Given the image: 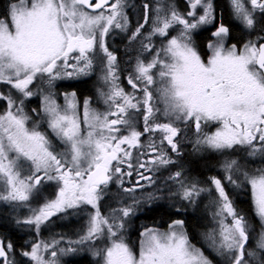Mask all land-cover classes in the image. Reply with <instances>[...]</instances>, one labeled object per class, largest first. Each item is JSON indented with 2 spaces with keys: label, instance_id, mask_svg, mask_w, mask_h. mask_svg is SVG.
Here are the masks:
<instances>
[{
  "label": "snow or ice",
  "instance_id": "6c2138e0",
  "mask_svg": "<svg viewBox=\"0 0 264 264\" xmlns=\"http://www.w3.org/2000/svg\"><path fill=\"white\" fill-rule=\"evenodd\" d=\"M188 3L185 15L172 7L164 15L159 6L154 9L151 32L144 37L149 43L142 44L145 51H152L153 35L168 37L170 28L181 27L178 35L168 38L151 60L137 59L134 75H129L127 80L134 90L131 93L117 84V57L105 43L110 29L128 31L126 0H95V3L93 0H15L8 14L0 17V84L10 86L7 94L0 92V100L7 105L0 114V201L25 204L43 180L56 181L55 198L30 208L31 215L18 221L34 226L37 232L58 213L85 204L94 209L89 213L85 233L78 240L69 241V247L58 248L60 241L53 240L34 243L30 251L23 252L34 264H59L58 252L61 255L75 252L76 246L94 244L97 240L108 241L104 248L94 252L102 264H213L189 242L183 220L174 221L167 232L145 229L137 255L122 235L124 220L134 213L137 198L132 195L133 203L115 209L111 219L102 215L99 206L103 196L101 186L106 188L114 176L123 186V177L132 176V149L140 150L135 165L138 179L131 187L123 188L127 194L145 187L141 180L154 183L140 169L150 172L152 166L174 163L163 145L166 142L171 151H177L179 124L192 121L197 133H201L202 124H216L213 133H203L197 141L211 150L242 148L249 156L264 155V43L249 40L240 50L235 44L225 48L229 27L216 20L212 0H188ZM231 5L235 19L249 30L255 26L254 13L257 10L264 13V0H247V3L231 0ZM143 8L144 23H138L129 36L130 41L136 40L148 23L149 5L145 3ZM213 23H216L214 39L207 44L211 54L205 61L195 47L193 33ZM97 57L103 65V81L109 85L107 93L100 91L108 110L103 113L90 110V101L85 99L83 131L75 92L65 94V107L61 108L49 91L42 97V114L32 110L64 145L63 151L57 152L47 134L39 130L38 120H33L29 127L32 117L25 112L24 102L35 95L29 86L37 78L42 82L46 79L51 86L57 79L89 75ZM154 84L158 86L150 90ZM13 89L17 98L12 95ZM136 91L143 93L141 98H137ZM153 91L162 108L153 104ZM141 108L144 128L138 131L130 110L138 112ZM157 113L166 122H158ZM121 126L128 131L127 135H118ZM156 133H160L158 140ZM144 135L147 141L142 144ZM121 165H127V170ZM25 166L27 173L22 175ZM222 167L228 183L239 187L238 178H233L238 172L250 185L256 215L264 226V169L249 174L236 159L226 160ZM181 175L177 171L169 179L178 180ZM210 180L211 189L185 187L181 182L182 199L191 201L201 191H215L216 215L222 219L219 240L214 233L208 234L211 247L226 255L228 264H248L245 218L237 214L222 180L216 177ZM227 217H231L230 224L225 223ZM257 247L264 249V232ZM11 250V243L5 245L0 241V264H14L9 260ZM44 253L51 259L46 260ZM247 255L251 258L254 253L249 250Z\"/></svg>",
  "mask_w": 264,
  "mask_h": 264
},
{
  "label": "flooded vegetation",
  "instance_id": "af4514ba",
  "mask_svg": "<svg viewBox=\"0 0 264 264\" xmlns=\"http://www.w3.org/2000/svg\"><path fill=\"white\" fill-rule=\"evenodd\" d=\"M136 1V3H135ZM153 0H131V2L128 5V14L130 16L129 18V30L126 32V36L129 37L133 31L138 25V23H144V14L145 10L143 9L142 5L147 3L149 5L148 9V23L144 24L146 32L145 34H142L136 38L137 45L139 47V52H138V57L140 60H144L145 62H148L150 58L153 56L155 51L158 49L159 46H161V42L166 40L167 37H160L158 35H153L152 37V45L154 46L152 48V51H145L143 50L144 48L142 47V44H148L149 41L147 39H144V37L148 36V31L151 29V26L153 24V18L154 15L152 14L153 9L155 7L156 3H162L160 0H155V3H152ZM15 2V0H0V9H3V12H0V17H4L8 14L9 11V6L11 3ZM247 3V0H246ZM173 4L175 7V10L181 14L185 15L187 11L189 10V3L188 0H173ZM213 8H214V13L216 16L217 21H223V23L229 27V35L225 40V48L230 47L232 44H235L237 49L240 50L242 48V45L251 40V41H256L257 43H264V40H259L258 38L264 37V13L259 12L258 10L254 13V19H255V26L253 29H247L240 21L236 20L234 17L232 5H231V0H212ZM165 9H162V13L164 10H166V13L169 10V7H167V2H164ZM199 13V10H197ZM136 12L140 13V18H134V15ZM140 20V21H139ZM176 34L178 35L179 30H180V25H176ZM216 28V23L209 24V25H204L198 28L194 33H193V40L195 47L200 54L201 58L204 59L205 61L208 59L210 56V50L207 48V44L213 40L214 38L212 37V32ZM173 28L169 29L168 35H171L173 33ZM118 31L114 34V36L108 41V49L109 51L113 52V54L117 57V61H119V57H121V52L119 49H114L112 46V41L115 37L118 36ZM133 41V40H132ZM116 42H119L116 38ZM137 54V53H136ZM103 68V67H102ZM134 66L128 67L127 69H121L117 66V84L124 89L125 92L131 93L134 90L132 87L128 84L127 80L129 75H134ZM102 71V70H101ZM102 74L104 75V72H100L99 70H92L89 75H80V76H74V77H69V78H63V79H57L53 82L52 86L54 85L55 90H49L48 87H50L47 84V81L45 80L44 83L38 84V81L35 80L32 85H30V89L34 91L35 95H33L31 98H28L24 102V110L25 112L32 117V120L29 121V126L32 125L33 120H38L40 123V128L43 130L46 128L48 131V134L50 136V139L54 143V150L57 152L63 151L64 145L56 139L57 137L53 135L52 131L48 128V126L42 127L46 124H42L43 120L39 119L36 115V113H41L42 114V97L43 95H46L51 92L52 96L64 101L65 99V94H69L72 92H75L76 94V100L79 104L83 103L85 99H88L90 101V105L98 108L99 106H102L105 103V97L100 95V91L103 89L102 87H105V83L103 81ZM10 86L3 87L2 84H0V90L2 92H7V89ZM156 86L152 85L151 89H155ZM104 91V90H102ZM105 92V91H104ZM136 96L137 98H141L143 93L136 91ZM15 95V93H14ZM18 95V94H17ZM157 93L154 91L153 92V101L156 100ZM154 104V103H153ZM158 105L159 101H158ZM1 106V104H0ZM161 106V105H160ZM35 109L36 113H34L32 110ZM143 110V108H142ZM132 114V112L130 113ZM140 117V116H138ZM142 119V118H141ZM163 123V122H162ZM191 124V122L189 123ZM180 127V126H179ZM181 132L180 135L177 137L179 138L182 134V127H180ZM44 131V130H43ZM56 137V138H55ZM176 138V140H177ZM167 150L168 155L172 158V160H179L181 157H183L189 149H194V147L190 144H185V145H180L178 140H177V151L173 152L171 151L170 146L166 144L164 147ZM207 150V153H209V161H208V170L206 171V174H204V180L201 181L198 184H194L198 189H211L213 188V185L211 184L210 178L216 177L222 180L225 186V190L229 195V198L231 200L230 194H232L234 197H237L241 194L242 191H244L243 185H246L244 178L237 172L234 173V179H237V183L239 184V187H236L230 183H228L226 180H224V176L226 175L222 165L226 160L230 159H236L239 164L241 160H246V157L249 156L247 151L242 148H236L233 150H225L223 152L219 151H214L209 148H204ZM250 159H247L246 161H249L250 166H249V173H255V168L259 167L260 161L258 156H249ZM140 159H146V157H140ZM132 164H133V170H132V176H124V184L121 186L118 182L116 177L114 176L112 181L109 182L107 185L108 189H111L115 192H120L121 197L123 201L129 203V194L125 193L123 191V188H128L131 187L133 184L138 179V176L135 171V165L137 163V158L132 159ZM116 164V161H113V165ZM241 165V164H240ZM122 169L127 170V165H121ZM153 170L152 171H145L144 169H140L141 172L144 173L145 176H150L152 178V181H156L157 176H158V168L156 166H152ZM201 175V173L199 174ZM203 176V175H202ZM241 176V177H240ZM141 184L145 185L143 188H137L136 192H145L149 191L152 189V185L154 183L149 184L148 181L141 180ZM191 185V184H190ZM102 187V186H101ZM56 189L57 187L54 186V184H47L44 190L37 194L35 193V198H42L45 196H48L51 193L56 194ZM38 192V191H37ZM53 194V195H54ZM52 195V196H53ZM129 195V196H128ZM195 203V208L197 206H200V210H193V208H190L189 210H183L184 212H192V213H197L200 214L204 217H206V224L203 227H206L208 230L211 225H212V220L217 217L216 213L218 211V205L215 203L216 201V193L215 191H201L200 194L196 197L193 198ZM196 199V200H195ZM237 199V198H236ZM232 201V200H231ZM233 204V202H232ZM193 205V206H194ZM235 208V206L233 205ZM236 209V208H235ZM193 210V211H191ZM0 211L8 213L9 217L13 219L15 224H17L19 227H22V223H18V221H22V215H21V208L19 204L16 203H7V202H2L0 201ZM75 211V210H74ZM244 210H237L236 212L238 215H242ZM79 212V211H78ZM69 215L64 213L61 214H56L52 216V220L48 223L50 226L54 222H57V225L54 227V229L49 232V235H57L58 233L61 232H75V230L72 231L74 226H77V219H71L70 216L72 215L73 211H69ZM56 216V217H55ZM132 218V217H131ZM61 221V223H59ZM73 221L74 223L72 224ZM63 224V225H62ZM73 226L71 230H67L69 227ZM80 227V225H78ZM24 229V228H23ZM205 229V230H206ZM25 231L29 232V234H32V230L24 229ZM81 234V233H80ZM80 234L78 236H80ZM83 235V234H82ZM28 238V237H27ZM72 239V238H70ZM0 241H3L5 245L8 243L12 244V250L9 253V260L12 258L13 255H16L14 252V242L10 238H6L3 236H0ZM27 244V241H26ZM13 254V255H12ZM88 255L87 253H81V255L77 256H86ZM89 256V255H88ZM211 259L213 261L217 260L215 256L211 254ZM90 257V256H89ZM91 258V257H90ZM71 259V258H70ZM18 258H14V261L17 262ZM93 260V259H92ZM67 261V260H66ZM94 261V260H93ZM95 262V261H94ZM66 263V262H65ZM96 264V263H95Z\"/></svg>",
  "mask_w": 264,
  "mask_h": 264
},
{
  "label": "rangeland",
  "instance_id": "374dc122",
  "mask_svg": "<svg viewBox=\"0 0 264 264\" xmlns=\"http://www.w3.org/2000/svg\"><path fill=\"white\" fill-rule=\"evenodd\" d=\"M160 1L162 3L161 4L156 3L154 9L157 6H159L162 9H165L166 8L164 5L165 1L167 2V7H172L175 9L174 4H173V0H160ZM130 2H131V0H126L125 11L127 13L128 20L130 18L129 14H128V5ZM135 3H136V1H135ZM152 3H155V0H153ZM143 5H142V7H143ZM154 9H153L152 14L155 16ZM88 11H90V10H88ZM161 14L162 15L166 14V10H164L163 13L161 12ZM134 18H137V19L140 18V13L136 12L134 15ZM153 20H154V18H153ZM129 28L130 27H128V30H129ZM151 29H152V26H151ZM151 29L148 31V34L151 32ZM176 29H177V26L175 25L174 29H173V33L171 35H168L167 39L161 42V46L163 43H166L168 38H170L171 36L177 35ZM134 30L135 29H133V31ZM117 31L119 32L118 33L119 37H115L111 44L114 47V49L120 50L122 56H121V59L116 62V65L121 69H127L128 67H132V66H134V68H135L137 59H139V57H138L139 47H138L137 42L135 40H133V41L129 40V37L126 36V32H123L119 29H110L109 34L105 37V43L108 44V41L114 36V34ZM145 32H146V29L144 26L143 29H141V33L145 34ZM152 37H151V41H152ZM116 38H117V40H119V42H116ZM161 46H159L158 49ZM73 55H75V53ZM151 58H150V60H151ZM69 63L71 64V63H73V61L70 59ZM102 67H103V65L99 62V57H97L96 59L93 60V69L92 70H97V71L99 70L100 72H102L101 71ZM68 71H72V69L69 68ZM155 71L156 70L153 69L154 73H155ZM102 77H103V74H102ZM37 81H38V84L44 83V81L43 82L40 81L39 78H37ZM2 86L7 88V85L2 84ZM154 86L157 87L158 85L154 84ZM151 87H150V89H151ZM102 88H103L102 90H104L105 93H107L109 91V85H107V84H105V87L103 86ZM48 89L54 91L55 90L54 85L53 86L51 85L50 87H48ZM0 92H2V91L0 90ZM138 92H140V91H138ZM14 93H15V95H14ZM5 94H7V92H5ZM12 95L14 98H17V96H18L14 89L12 90ZM53 98L55 99L56 103L61 106V108L65 107V103H66L65 100L62 101V100L57 99L55 97H53ZM76 103H77V113H78V116L80 119V124H81V130L83 131L86 128V125L84 123V102L79 104L76 100ZM153 103L156 106H159L161 108L163 107L162 105L161 106L158 105V101H156V100H154ZM0 104H1L0 114H2L5 111L7 105H6V102L3 100H0ZM89 109L103 113V112H106L108 110V105L104 104V105L96 108V107L89 104ZM131 112H132V114H130V115H134L136 130L143 131L144 122H143V117H142V113H143L142 108L138 112L135 110H130V113ZM138 116H140V117H138ZM156 119L158 122H161V123L166 122L161 117V115L159 113L156 114ZM190 122H191V124H189ZM42 124H46L42 127L47 126V123L44 120H43ZM31 126L32 125H30L29 127H31ZM178 126L182 127V134L179 138H177L179 144L180 145L190 144L194 147V149L187 150L189 152H187L183 157H181V159L173 160L174 163L169 164L167 166H161L160 168H158V176H157L156 181L152 185V189H150L149 191H145V192H135L134 194H129L130 195V196L128 195L130 197L129 203H127V202L123 201L122 198H120L121 197L120 192H118V191L115 192L111 189H108V187L104 188L102 186L103 196H102V199L99 201V206H100V211H101L102 215L105 217H109L111 219L115 215V213H114L115 209H119L121 207L132 204L133 203L132 195H134L137 198V200L139 201L135 205L134 213L131 214L129 217L125 218V220H124L125 228L122 232V235L124 237L125 242L129 244V246L133 249V251L137 255L139 254V251H140V241L142 239L141 233L145 229L153 228V229H157L161 232H167L169 230V226L172 225L174 221H176V220H174L166 228H163V229L157 228V227H146V228L142 229L140 231V234H139L138 239H137V248L135 249L130 242V240L134 241V239H135L133 233H131V229H132V226L134 224L133 219L136 218L139 214H141L145 210V208L151 207L154 204H166L169 209L171 208V209H175L177 211L178 210L183 211L186 209L189 210L190 208H193V210H195V209L200 210L199 208H201L200 206H197L195 208L196 204L194 205V203H195L194 199H192L191 201L182 199L183 188L181 187V182H183L184 186L187 187V186H191L194 184H198L204 180V174H206V171L208 170V165H209L208 164L209 153H207V150L204 149L207 147L205 145L197 143V141L201 138L203 133H207V134L213 133L216 130L217 125L216 124H208V125L202 124L201 133L196 132L194 124L192 121H189L187 123V125L179 124ZM39 130L47 134V136H48V138H49V140L53 146V149H54L55 146H54V143L52 142V140L50 139L48 131L46 130V128H44L43 129L44 131H43L40 128V123H39ZM127 134H128V131L123 126H121V132L118 135H127ZM155 137L158 140L160 137V133H156ZM56 139H58V138H56ZM146 141H147V135L142 136L141 137V143L143 144ZM165 146H166V142L163 145V147H165ZM124 147H126V146H124ZM131 151H132V159H136L138 152L140 150L139 149H132ZM245 151H247V150L245 149ZM256 156H258V158H259L260 165H259V167L254 169L255 173H256L257 169H264V155L257 154ZM247 159H250L249 156L246 157V160ZM246 160H241L240 164L242 165V169L244 171L248 172L250 163H249V161H246ZM177 171L181 172V174H182L181 177L178 180L177 179H169V177L174 176V174ZM26 173H27V166H25V170L22 173V175L26 174ZM200 173H201V175H199ZM255 173L253 172L251 174H255ZM39 175H43V173H40ZM242 178H244V177L242 176ZM49 183L54 184V186L57 187L56 181H48L45 179L41 182V185L38 186V189L34 192V194L32 195V197L30 198V200L28 202H26L25 204H19L20 208H21L22 221L31 215L30 208H36V207L42 205L46 199L50 200V199L55 198L54 193H51L48 196H45L42 198H37V199L35 198V193H37V194L41 193L44 190V188L46 187V185ZM245 183H246V186L248 185V187L251 191L250 185L246 181H245ZM244 186L245 185H243V187ZM56 191H57V189H56ZM150 196H151V198H149ZM196 197L197 196L194 195L193 198H196ZM193 210H191V211H193ZM69 211H73L70 218L71 219H73V218L77 219L78 222L76 223L77 224L76 227L74 226V228H73V226H71L67 230H71L73 228L72 229V231H73L76 228L75 232H69L68 231V233H67V232H63L61 230V232L58 233L57 235H49V232H51L54 229V227L57 225V222H58V221L54 222L52 224V226H50L48 223L52 220V218H50L45 224L41 225L39 232H37L35 230L34 226L23 224L24 229H28V230L33 231L32 234L28 235V240H27L28 250H26V251H30L31 245L34 243H38V242L50 243L53 240H59L60 244L58 245V248H67V247H69V244H68L69 241L78 240L80 238V236L85 233L86 227L88 224V220H89V213H93L94 209L92 208L91 205L85 204V205H81V207L78 209H69L67 212H65V214L69 215L70 214ZM59 214H61V213H58V215ZM221 219H222V217L217 216L216 218H214V220H212L211 227L207 231H203L205 234H203V238L201 240L202 242H204L205 248L213 256H215V258L217 260L213 261L211 259V257L208 256L207 253H205L201 247H198L197 245H194L189 241L196 248L200 249L204 253V255L207 256L213 262V264H228L226 255L218 254L211 247L212 241L210 239H208V234L214 233L216 235L217 241L219 240V235H218L219 234V228H220L219 221ZM59 223H61V221H59ZM137 223L139 226L142 225V222L140 219ZM225 223L230 224L231 223V217H227L225 219ZM78 225H80V227ZM183 231L186 233L184 223H183ZM262 232H264V226L261 229V231L257 237L258 239L254 243L253 249H250L249 239H248L247 244L245 245V250H246L245 259L248 260V264H264V249H260L257 247V243L260 239V234ZM79 234H80V236H78ZM70 238H72V239H70ZM107 243H108L107 240H97V241H95L94 244H87L86 243L84 245L76 246L77 251H75V252H71V253H68L65 255H61L58 252L59 264H66L65 262L67 259L78 258L80 256L77 257V255H81V253H87L95 261L96 264H102L101 258L97 255H94V252L104 248ZM249 250L254 253V255L251 258H249L247 255V252ZM15 257H16V255H13L12 258L10 259V261L14 262V264H19V262H18L19 259L17 260V262L14 261ZM44 257L46 260L51 259V257L47 253H44ZM31 264H34V262L31 261Z\"/></svg>",
  "mask_w": 264,
  "mask_h": 264
},
{
  "label": "trees",
  "instance_id": "16d2710c",
  "mask_svg": "<svg viewBox=\"0 0 264 264\" xmlns=\"http://www.w3.org/2000/svg\"><path fill=\"white\" fill-rule=\"evenodd\" d=\"M0 12L2 13L3 9H0ZM118 59L120 60L121 57ZM230 197L237 210H244L242 216L245 218L247 224L250 249H253L254 243L258 239L257 237L263 226L261 219L256 215L251 191L248 185L244 186V191H242L239 196L234 197L230 194ZM139 219L142 222L141 226L137 223ZM174 220H183L189 241L192 244L201 247L208 256L212 257L211 253L205 248L204 242L201 241L203 234H205L203 231H207L206 227H203L206 224V217L197 213L169 209L166 204H154L151 207H147L141 214L133 219L134 224L131 233H133L135 239L134 241L129 239L132 246L135 249L137 248V239L142 229L146 227L163 229ZM71 222L72 224L74 223L73 221ZM28 233L29 232L25 231L22 227L15 224L13 219L9 217L8 213L0 211V236L12 239L14 242V252L19 259V264H31L30 258L22 255L23 252L28 250L26 244ZM66 264H95V262L92 258L86 255L67 259Z\"/></svg>",
  "mask_w": 264,
  "mask_h": 264
},
{
  "label": "water",
  "instance_id": "95a60500",
  "mask_svg": "<svg viewBox=\"0 0 264 264\" xmlns=\"http://www.w3.org/2000/svg\"><path fill=\"white\" fill-rule=\"evenodd\" d=\"M93 3H95V0H93ZM88 10L92 11V9H88Z\"/></svg>",
  "mask_w": 264,
  "mask_h": 264
}]
</instances>
